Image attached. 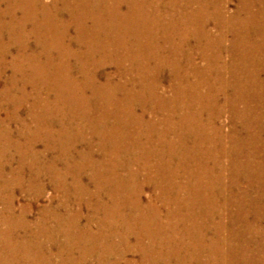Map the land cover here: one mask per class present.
<instances>
[{"label": "rangeland", "instance_id": "obj_1", "mask_svg": "<svg viewBox=\"0 0 264 264\" xmlns=\"http://www.w3.org/2000/svg\"><path fill=\"white\" fill-rule=\"evenodd\" d=\"M20 1L0 0V264H264V115L258 129L250 116L264 101H248L244 121L243 101L225 102L222 80L205 70L208 56L230 60V44L255 69L252 56L264 48L242 41L247 1L172 0L156 45L159 58L178 64L135 48L136 62L98 53L88 77L132 82L95 93L64 53L81 31L79 14L64 0L30 10ZM53 20L64 24L62 43L45 29ZM206 31L212 44L199 38ZM193 62L201 72L187 75ZM141 68L162 105L140 92Z\"/></svg>", "mask_w": 264, "mask_h": 264}, {"label": "bare ground", "instance_id": "obj_2", "mask_svg": "<svg viewBox=\"0 0 264 264\" xmlns=\"http://www.w3.org/2000/svg\"><path fill=\"white\" fill-rule=\"evenodd\" d=\"M39 1L40 0H33V1H30V3H29V0H28V2H25V1L22 0V1H20V5L21 6H26L27 8L25 10H30V5L34 4V3L38 4ZM246 1L247 2L245 3V7H244V5H243V8L241 7V10L246 9V12L244 11L245 12V17L243 18V20H245V21L240 23L241 24V28L240 29L243 30L242 33L245 34V36H246L245 37L246 40H242V41H245L246 45L252 43L254 48L262 49V48H264V0H246ZM64 2H65V8H64L65 10H69L70 12L72 11L74 13L77 12L79 14V16L74 15V17H73L74 19H72V21H74L76 23L78 22L77 24H78V26H79V28L81 30L80 32L78 31L79 34L75 37V40L73 41L74 43L71 44V43L67 42V45H66L67 47L65 48L66 51H64V53H65V55H68L69 58L70 57L71 58H73V57L75 58V60H76L75 64L78 65V63H79L80 72L82 74H84L85 76H87V74H88V70H87V65L86 64H88L90 62L91 58L94 57V59H95L96 55L98 53H101V52H105V53H107V52L110 53L111 52L112 53V52H117V51H119V52L123 51L121 56H123L124 60H129V61L136 62L137 59L135 58V56H133L130 53L131 50L133 48H135L140 53V55H145V54L150 52V54L153 56V58H155L156 61H158V63L160 65H162V66L178 64V63H172V62H171V64H166L165 60H163L162 58H159V55L157 54L158 53V49H157V45H156V42H157V40H158V38L160 36V33H161L160 26L162 27L161 22L163 20V15L161 13V10L163 9L164 6H165V9H167V7L175 8L176 7V3L174 1L168 0V2H166L165 0H116V1H114V0H64ZM123 3L124 4L126 3L125 8H123L124 7ZM256 3L260 4L261 8L255 9L253 6H255ZM40 4H42V2H40ZM49 5H51V4H49ZM199 5H200V3H199ZM154 6H155V8H153ZM186 6H188V5H186ZM37 7H39V6H37ZM41 7H43L41 9L43 14L45 16H49L48 14H50V11L48 9H50V7L49 6L46 7L45 5H42ZM77 10L82 11V13H81L82 15ZM241 10H240V13H241ZM51 11H53V10L51 9ZM103 13H107L108 15L103 16ZM240 13L236 14L235 17L237 15L239 16ZM58 16H59V12H58V8H56L54 10V19H57ZM89 18L92 20V24L91 25H87L86 24V21L90 20ZM240 18H241V16H240ZM181 20H182V18H181ZM46 24H48V26H47V28L45 27V29L47 31H49L47 34L52 36L53 33H54L55 36L57 37V39L55 41L51 42V43H62V38L65 35L64 24H63L62 28L61 27L59 28L58 26L56 28L54 20L53 21H48ZM65 26H66V23H65ZM198 30H200V29H198ZM240 33L241 32L239 31L238 34H240ZM251 35H254V38ZM146 38L149 39V40L147 39V43L148 42L153 43V46H154L155 50L147 49L146 47H144L143 42H141V41L142 40L144 41V39H146ZM199 38L200 39H206V41H205L206 45L213 43L212 42L213 38L211 39V35L207 31L202 33ZM248 39H250V40H248ZM129 40L132 41L131 42L132 44H129ZM57 45L59 46V44H57ZM221 49H222V47H221ZM226 51H227V53L230 56L229 57L230 60L223 59L221 54L218 53V56H216L217 60L215 61V63H213L212 58L210 56H208L209 60H208L207 63H205L206 64L205 70L214 71L216 73L217 78L222 80V82H223V90H224L225 98H226L225 102L229 103V102H235V101L238 102L239 100L243 101V103H242V106H243L242 115L246 116L248 114V112H249V109H250L248 101H250V100H253V101H260V100L262 101L263 100L264 101V54L263 55H258V56H252L253 58H257L258 57L257 58L258 62L256 64L255 69H249V64L248 63H250V59H248L247 56H244L245 58L241 59L240 58L241 54H239V50L236 48L235 44H233L232 46H231V44L226 46ZM87 56H89V57H87ZM91 56H93V57H91ZM252 57H251V59H252ZM231 60H232V62H231ZM175 61L176 60H174L173 62H175ZM242 63L245 64L244 67L242 66ZM196 67H197L196 63L193 62L191 66H189L187 69H185V71L187 72L186 74L190 75L193 72H197V71L201 72V70H197ZM209 67H213L214 70L213 69H209ZM256 68H257V72H255ZM167 69H169V68H167ZM173 69L175 71L178 70L177 67H174ZM202 69L204 70V68H202ZM62 70L63 71L66 70L67 71V77L70 78L71 66L67 65L66 68H63ZM135 70H136V67H135ZM126 71L127 70L119 71L120 72L119 74H123ZM238 71L240 72L239 74H237ZM138 74L141 75L140 92L143 93V92H147V90H148L149 99H151L152 101H156V99L159 98L158 92L156 91V87L148 86L149 84L147 85L146 82L143 80V77L149 76V75H147V71L145 69L142 70V68H141ZM149 74H151V72ZM207 74L208 73L206 72L204 76H206ZM174 75L176 76L177 74H174ZM121 76H123V75H121ZM186 79L188 81L187 77H186ZM240 80H242V81L240 82ZM85 81L87 82V86L90 87L94 91V93L96 91H101V92L105 91V90L112 91L113 88H114V90H117L119 87L126 88L127 87V82L128 81L132 82V80L128 79V78L124 79V81L122 79H121V81H116V80L113 81L111 79V76H109V75H106L104 80H99L96 77V75H92V76H89V77L87 76L85 78ZM175 81L176 80H174V78L171 80V87H170L171 91H172V89L174 90L176 88ZM151 82L156 83V79L154 81L151 80ZM183 82H185V81H183ZM80 83H81V81L77 80V79L74 82L75 85H78ZM133 83L135 85L137 82L134 81ZM82 85H84V84H82ZM58 86H59V88L62 87L61 85H58ZM80 89H81V86H80ZM176 89L178 90V88H176ZM228 90H229V92H228ZM78 91H79V89H78ZM93 95L95 96V95H98V94H93ZM260 95H261V98H260ZM134 96L138 97L139 95L138 94L132 95L133 98H134ZM86 102H87V99L85 98L84 99V103H86ZM156 102H158L161 105L164 103L163 100H158ZM156 102H154V104ZM262 114L264 115V111H260L258 113V116H257L256 112H251L250 113V116L252 117V119L255 120L254 124H255V127L257 129L259 128V120H260L259 117ZM248 115L246 116L244 121L248 120ZM232 116L234 118H237V117L239 118L238 112H235ZM131 118L134 119V120L137 118L136 121H138L139 123L142 122V116L141 115L132 114ZM243 134H246V133L243 132ZM244 151H246V150H244ZM88 155H90V152L88 153ZM90 157H91V155H90ZM199 166H202V168L204 170H205V167H208V166H204V165H202L200 163H199ZM230 169H231V167H230ZM234 184H236V183H234ZM171 193H173V192H171ZM251 196H253V195H251ZM233 197H235V196H233ZM246 206H248V205H246ZM7 211H8V209H7ZM136 211H137V209H136ZM176 218H177V216H176Z\"/></svg>", "mask_w": 264, "mask_h": 264}]
</instances>
